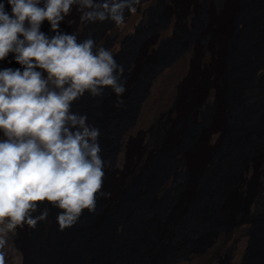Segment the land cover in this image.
Masks as SVG:
<instances>
[{
  "label": "bare ground",
  "instance_id": "6f19581e",
  "mask_svg": "<svg viewBox=\"0 0 264 264\" xmlns=\"http://www.w3.org/2000/svg\"><path fill=\"white\" fill-rule=\"evenodd\" d=\"M163 1L167 5L165 22L137 42L125 61L123 68L126 72L121 77L126 89L123 96L117 97L110 87L105 86L101 96L85 92L72 102L71 112L85 115L88 125L100 129L101 149L111 148V154L102 158L106 181L102 191L110 195L98 196V208L90 215L87 231L84 227L85 213L73 227L60 230L59 251L65 264H214L220 248H228L229 257L225 256L227 258L222 264L249 263L252 224L257 218L264 219V89L246 83L245 70L253 52L247 48L244 51V47H252L255 38V49L260 50L264 43L261 34L264 30V10L260 6L262 0H249L246 6L245 11L252 25L248 24V20L239 18L242 0H203L202 13L201 0ZM152 2L139 0L135 13L125 10L124 26ZM0 4L11 15L8 0H0ZM44 4L45 0H39V6L43 7ZM84 11L87 9L73 4L56 31L51 29L47 20L41 23L39 31L49 39L57 31L75 34L79 39L85 31L84 20L81 19ZM197 16V31L191 38L180 40L179 49L149 73L131 103L126 105V94L137 81L141 62L152 61L159 46L175 39L182 27H191ZM25 26L28 27L27 21ZM121 28L109 20L101 29V33L105 29L104 33L96 39V48L104 47L113 56L122 51L125 47L123 33H117ZM237 28L243 33L247 31V37L243 48L236 51L234 58L237 75H240L237 80L241 97L232 111L226 102L227 55L231 36ZM108 39H112V43L107 48L105 43H108ZM238 47L241 46L238 44ZM16 55L10 52L0 60V71L6 68L23 71L25 66L16 62ZM35 70L47 77L43 69ZM253 78L256 81L264 80V57L255 66ZM119 100L123 103L118 104ZM207 102L213 111L211 121L193 135L189 146L178 153L177 160L180 161L174 160L172 168L156 180L148 181L143 187L137 186L133 195L128 196L125 204L114 212V221L107 227L101 226L104 209L116 210L124 201L120 184H114L113 189L111 181L117 167L123 168L130 158L128 167L144 164L149 175L154 154L173 148L186 129L187 119L194 118L197 106ZM258 104L260 106L257 107ZM247 105L256 106L257 111H248ZM240 114L242 120L239 129L229 133L228 120ZM159 116L167 120L159 139L150 146L140 143L141 137L151 129L152 120ZM108 132H112L111 137ZM135 136L139 145L132 150L129 147ZM5 139L0 130V142ZM221 148L224 152L220 155L218 152ZM205 170L214 172L213 181L208 190L201 194L199 177ZM258 172V191L249 204L248 215L220 227L217 217L227 211L232 196L247 184L253 173ZM178 173L184 180L178 204L172 211L162 213L159 221L156 217L159 212L157 201L170 189ZM183 219V233L171 237L173 240L167 246L165 257L159 258L163 245L157 239L158 234H163L166 229L172 230L174 224ZM56 226L49 210L48 219L43 225L44 236L45 232L54 230ZM25 228L27 225L23 230ZM185 236L200 241L187 251H181ZM10 243L14 250L9 251L6 264H35L30 260L25 245L16 239L10 240ZM261 247L258 248L257 260L255 263L252 261L254 264L264 263V230ZM38 264L47 262L39 261Z\"/></svg>",
  "mask_w": 264,
  "mask_h": 264
},
{
  "label": "clouds",
  "instance_id": "9594fccd",
  "mask_svg": "<svg viewBox=\"0 0 264 264\" xmlns=\"http://www.w3.org/2000/svg\"><path fill=\"white\" fill-rule=\"evenodd\" d=\"M138 2L45 0L41 7L39 0H8L11 15L0 4V60L13 52L16 62L25 66L23 71H0V130L6 137L0 142V264H6L14 250L10 240L18 228L35 229L48 219L47 208L33 215L45 201L61 210L56 219L63 231L85 210L94 214L98 196L110 195L102 191L100 129L70 109L85 92L101 96L105 86L122 97L124 68L108 49H97L92 38L77 42L75 34L57 31L49 39L39 31L41 23L47 20L56 31L71 6L78 4L87 9L82 20H111L123 27L125 10L135 13Z\"/></svg>",
  "mask_w": 264,
  "mask_h": 264
},
{
  "label": "rangeland",
  "instance_id": "374dc122",
  "mask_svg": "<svg viewBox=\"0 0 264 264\" xmlns=\"http://www.w3.org/2000/svg\"><path fill=\"white\" fill-rule=\"evenodd\" d=\"M101 2V0H98L97 3ZM202 2V3H201ZM200 5L202 7L201 13L203 12V6L204 2L201 0ZM249 0H242L243 8L241 13L239 14L240 19L248 20V24L252 25V22H250L247 13L245 11L246 6L248 4ZM260 6H262L264 10V0L260 1ZM166 3L163 0H153L152 3L148 4L144 10L137 14L136 16L132 17L129 20L128 25L125 24L124 27H122L117 32L118 34L123 33L122 37L124 39V49L120 51L118 54H116L114 59L116 60L117 64L124 66L125 61L127 58L131 55L135 45L137 42L142 41L145 37H147L151 32H153L157 27L161 26L165 20H166ZM109 20H106L104 22H89L84 20L85 25V31L83 32V35L77 39L81 42L87 38H92L95 42L98 37H100L105 29L101 33V29L104 27L106 23H108ZM129 28V30H128ZM198 28V16L193 19L191 27L185 29L182 27V29L178 30L177 37L171 41H166L162 43L155 56H153L152 61H143L141 62L139 72L137 74V81L135 84L128 90L126 97H125V104L129 105L131 101L133 100L134 96L137 93V90L139 86L146 81L147 76L149 73L159 64L166 59H168L173 53H175L179 49L180 40L184 38H191L193 36V33L197 31ZM124 29V30H123ZM128 30V31H127ZM131 30V31H130ZM264 36V30L261 32ZM247 37V31L244 33L237 28L235 32L231 36L230 41V47L229 52L227 55V76H226V102L230 110L233 111V108L235 107L236 103L238 102L239 98L241 97V90H240V84L238 85V75L237 71L235 69V55L236 51L238 49H242L244 46V40ZM114 38V37H113ZM255 38L254 44L252 47L250 45H246L244 47V51L247 48L248 51L253 52V57L250 60V64L246 67V76L244 77L246 79V83L251 84L252 86L262 90L264 89V80L263 81H256L253 78L254 72H255V66L262 61L264 57V43L260 50L255 49ZM264 39V38H263ZM253 42V41H251ZM105 43V42H104ZM112 43V39H108V43H105V47H110ZM240 45L241 47L237 48V45ZM95 50V49H94ZM124 72H126L124 70ZM240 76V75H239ZM249 106V105H247ZM260 106L259 104L257 107ZM256 107V106H255ZM254 105H250L248 107V111H257L255 109ZM213 111L210 109V104L207 102L206 104L197 106L196 108V115L194 118L187 119L186 121V129L182 133L181 137L178 139V142L176 145L163 152H156L154 154L153 158V165H152V171L149 175L146 174V166L144 164L139 163L138 165H134L133 167H128V162L130 158L127 159L126 163L123 168L117 167L118 169L114 172L112 175V183H113V189L114 184L116 185L119 183L122 194L124 196V201L122 205L116 209V210H106L104 209V217L102 218V224L101 226L107 227L111 222L114 221V212H117L126 202L128 196L133 195L134 191L137 189V186L143 187L144 184H147L148 181H154L156 180L163 172L170 170L173 166V161L177 160L178 153L189 146L191 144V140L193 135H196L199 133L202 128H204L208 123H210L212 118ZM160 117V118H159ZM156 119L152 120L151 129L148 131L147 134H145L140 139V143L144 142L146 145L150 146V143L154 142V140H158L160 135L162 134L163 130L165 129L167 125V120L164 119L162 116H159ZM241 114L239 116H232L228 122H227V128L229 130V133H233L235 130L239 129L240 123H241ZM107 129V128H106ZM264 131V128L262 129ZM110 137L112 136L111 133H107ZM134 142L131 143L129 149H136L135 146L139 145L137 143V139L135 136ZM148 143V144H147ZM152 150V149H151ZM224 150L221 148L218 152L223 154ZM111 154V148L105 147L102 148L101 157H106ZM179 160V159H178ZM177 160V161H178ZM180 161V160H179ZM194 161H192L193 166ZM130 168V169H129ZM214 172L210 170H205L202 172L200 179V189L201 194L206 192L209 188V185L213 181V174ZM172 176V175H171ZM170 176V177H171ZM172 179V178H171ZM174 179V180H173ZM171 187L168 191H166L162 196L159 198L157 203L159 204V212L157 214V218L160 221V217L162 213H168L169 211H172L174 207L178 204L179 201V195L181 191L183 190V182L184 180L181 178L180 173L177 174L175 178H173ZM258 183H259V172L253 173L249 177V181H247V184L240 189L238 193L233 195L231 202L229 204V207L227 211L223 214H221L219 217H217V221L221 226H225L228 223H230L233 219L244 217L248 215L249 212V204L251 200L255 197L258 191ZM106 187V181L104 177L103 182V188ZM103 190V189H102ZM45 208L49 209L56 224H57V214L61 211L57 207L49 204L48 202H44L43 204L38 206V211L36 213H33V215L38 216L40 212H42ZM97 208H98V202H97ZM84 227L87 231L88 225H89V218L90 215L84 212ZM45 221H40L35 229H32L27 226V228L20 229L17 231V235L13 238L16 239L17 242H21L23 245L26 246L28 256L31 261H33L35 264H38L39 261H44L47 264H65V261L63 260L62 256L60 255L59 251V244H60V230L58 228V224L54 230H50L49 232H43V225ZM184 223L185 219L181 220L180 222L169 226H173L171 229H166L164 233H159L157 236V239L161 242L163 245L162 251L159 253V258L165 257L167 253V246L169 242H172V238L174 235H177L178 233H183L184 229ZM222 224V225H221ZM252 244L251 249L249 252V263L248 264H254L255 261L258 258V248H262V239H263V230H264V219L257 218L254 220V223L252 224ZM20 233V234H19ZM19 234V235H18ZM84 236L85 230H84ZM183 241L181 242L182 247L181 251H187L189 247H193L194 245L198 244L200 240L185 236L183 237ZM227 250V251H226ZM218 255V256H217ZM225 256H228V248L218 249L216 253V257L214 258V264H222V262L227 258ZM8 257V256H7ZM6 257V259H7ZM263 261H264V253L262 255ZM218 260V261H217ZM216 261V262H215ZM254 263H253V262ZM264 264V263H263Z\"/></svg>",
  "mask_w": 264,
  "mask_h": 264
}]
</instances>
